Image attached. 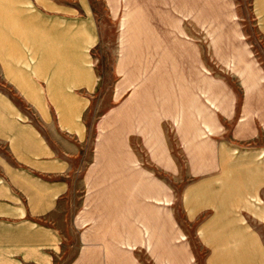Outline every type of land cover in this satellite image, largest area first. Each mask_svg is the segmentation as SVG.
Returning a JSON list of instances; mask_svg holds the SVG:
<instances>
[{
	"label": "crops",
	"instance_id": "0c3cea01",
	"mask_svg": "<svg viewBox=\"0 0 264 264\" xmlns=\"http://www.w3.org/2000/svg\"><path fill=\"white\" fill-rule=\"evenodd\" d=\"M216 2L0 0V264H264V67L182 39ZM104 19L129 41L88 124Z\"/></svg>",
	"mask_w": 264,
	"mask_h": 264
},
{
	"label": "rangeland",
	"instance_id": "374dc122",
	"mask_svg": "<svg viewBox=\"0 0 264 264\" xmlns=\"http://www.w3.org/2000/svg\"><path fill=\"white\" fill-rule=\"evenodd\" d=\"M210 1L213 2V0ZM248 2L249 0H217L216 5L210 7L211 10L212 8L215 9L213 12H216V21L201 20L200 29L194 30L188 21H184L185 37L182 39L185 42L199 45L203 60L207 63L213 62L211 56L215 54V52L209 54V50H216L220 54L226 51L228 52L227 55L230 56L231 51H237L242 46V48L249 51L251 59L255 58L264 67V36L258 31L253 17V6H248ZM101 18L104 17L101 16ZM96 25L101 39H99L97 46L91 49L90 54L99 74V84L89 105V110L85 113L84 119L88 124L92 122L97 114L110 107L112 103L110 89L112 83L118 78L112 67L117 56L122 54L121 50L125 48L129 41L127 37L122 36L127 24L121 22V20L108 21V19H104L97 21ZM14 103L20 106L21 102L17 100ZM6 162L12 163L5 144L0 142V214H2L4 204L10 203V196L13 199L15 198L14 190H8L6 187L7 177L4 171V163ZM187 178L185 172L184 179ZM46 217L43 219V223H46ZM55 224L60 227L59 232L65 239L67 255L74 253L77 246L75 237L78 230L69 229L65 226L66 222L63 220L62 213Z\"/></svg>",
	"mask_w": 264,
	"mask_h": 264
}]
</instances>
